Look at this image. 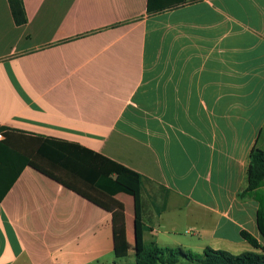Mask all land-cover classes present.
Segmentation results:
<instances>
[{
  "label": "crops",
  "instance_id": "obj_1",
  "mask_svg": "<svg viewBox=\"0 0 264 264\" xmlns=\"http://www.w3.org/2000/svg\"><path fill=\"white\" fill-rule=\"evenodd\" d=\"M186 1L23 0L17 26L0 0V125L140 174L146 245L241 254L242 231L261 240L238 194L264 150V0ZM122 202L123 217L26 166L0 201V264L131 263L115 256L124 225L135 257Z\"/></svg>",
  "mask_w": 264,
  "mask_h": 264
},
{
  "label": "trees",
  "instance_id": "obj_2",
  "mask_svg": "<svg viewBox=\"0 0 264 264\" xmlns=\"http://www.w3.org/2000/svg\"><path fill=\"white\" fill-rule=\"evenodd\" d=\"M17 26L27 24L28 18L23 0H8ZM186 0H148L149 15L178 8ZM0 201L9 192L22 170L30 165L82 194L109 210L125 212L119 199L130 196L134 202V218L131 232L135 244V262L128 264H179L185 259L192 264H264V244L247 231L241 236L255 251L233 254L228 251L206 248L197 254L182 248H163L156 243L146 245L143 233L146 227L142 219V188L147 181L137 172L76 143L53 138L26 137L17 131L0 125ZM254 197L259 203L257 225L264 240V150L254 147L247 169V187L238 194L239 199ZM115 256L128 257L125 226L115 227Z\"/></svg>",
  "mask_w": 264,
  "mask_h": 264
},
{
  "label": "rangeland",
  "instance_id": "obj_3",
  "mask_svg": "<svg viewBox=\"0 0 264 264\" xmlns=\"http://www.w3.org/2000/svg\"><path fill=\"white\" fill-rule=\"evenodd\" d=\"M120 200L124 201L127 204L129 210H131L133 208V199L130 196L122 195V196H120ZM197 228L199 229L200 227H197ZM198 229L197 230L196 229L195 230H190L189 227L183 226L182 229L180 230V232H181V234L185 235L186 237H190L192 235L197 237L199 235ZM260 239H261L260 240L261 243L264 244V240L262 238H260ZM184 250H186V249H184ZM251 251H254V249L252 247H251L250 251H240V252L244 253V252H251ZM191 252H194V253H197V254H202L203 253L202 251H200V252L199 251H191ZM123 261L135 262V257H133V258H124ZM179 264H192V263H190L189 261L183 259V260L180 261Z\"/></svg>",
  "mask_w": 264,
  "mask_h": 264
},
{
  "label": "built area",
  "instance_id": "obj_4",
  "mask_svg": "<svg viewBox=\"0 0 264 264\" xmlns=\"http://www.w3.org/2000/svg\"><path fill=\"white\" fill-rule=\"evenodd\" d=\"M4 138H3V136H2V134H0V140H3Z\"/></svg>",
  "mask_w": 264,
  "mask_h": 264
}]
</instances>
